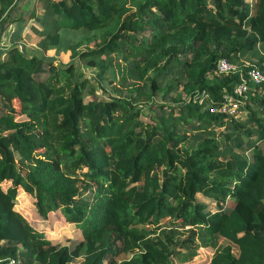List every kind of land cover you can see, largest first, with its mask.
Segmentation results:
<instances>
[{"label":"trees","instance_id":"1","mask_svg":"<svg viewBox=\"0 0 264 264\" xmlns=\"http://www.w3.org/2000/svg\"><path fill=\"white\" fill-rule=\"evenodd\" d=\"M15 3L0 0V33ZM40 3L13 20L69 59L11 45L0 60V264H173L199 247L212 249L205 264H264V80L247 82L242 117L205 105L239 82L214 72L218 58L242 76L239 59L255 58L264 75V0ZM113 56H138L140 100L178 89L186 99L153 104L147 124L123 97L83 101L74 62L100 79ZM20 190L34 219L16 209ZM55 218L80 239L53 243L36 226Z\"/></svg>","mask_w":264,"mask_h":264},{"label":"rangeland","instance_id":"2","mask_svg":"<svg viewBox=\"0 0 264 264\" xmlns=\"http://www.w3.org/2000/svg\"><path fill=\"white\" fill-rule=\"evenodd\" d=\"M41 3L40 0H16V3L7 16L6 20L11 21L7 28L0 33V60L5 59L4 49L9 48L11 45H15L21 49L25 55L36 54L43 58H53L55 62L61 66L68 62V52L56 53L50 49H43L39 43L40 39L35 37L28 27L25 26V22L20 20H13L18 16H26L29 14H39ZM13 20V21H12ZM92 46V44H89ZM244 64H255V58L245 57L239 59ZM74 65L77 66V77H84L86 84L81 92L83 101L91 99H104L106 97H123L131 102L132 107H139L141 112V124H147L153 122L152 117H157L159 112L153 104H162L169 107L174 106L178 102L170 100L173 97L175 100H185L186 97L180 89L177 92L166 94L165 98H161V92H156L153 96L146 95L144 100H140L135 95V89L144 86L146 74L140 75L138 56H134L129 59L127 64L122 63L116 56H113L111 61V67L103 75L102 78L97 79L95 69L85 67L81 61L76 60ZM147 81V80H146ZM260 95H264V92H260ZM150 101H153L150 103ZM15 104V103H14ZM179 104V103H178ZM167 109V108H166ZM244 114L241 112L240 117ZM33 198L31 195L24 194L21 190L16 197V209L22 213L28 219H34V209L32 206ZM208 208L212 209L211 204H208ZM55 215V214H54ZM55 217V216H53ZM37 224V222L35 223ZM39 226L45 231L46 235L51 238L53 243L69 244L80 239V233L77 228L71 224H66L60 218L52 220L51 225ZM219 244L228 243L227 240L219 238L217 239ZM231 251L235 255L237 253L236 247L231 244ZM212 253V249L209 247H199L193 258L184 263L173 264H205ZM127 257V256H126Z\"/></svg>","mask_w":264,"mask_h":264},{"label":"built area","instance_id":"3","mask_svg":"<svg viewBox=\"0 0 264 264\" xmlns=\"http://www.w3.org/2000/svg\"><path fill=\"white\" fill-rule=\"evenodd\" d=\"M244 65L250 66L245 72L246 76H242L238 65L235 63L225 58H218L216 60L214 65L215 73L235 74L238 72L239 82L232 86L230 93L223 94L219 101H211L209 96H205V105L210 113L233 119L240 117L241 112H243L244 94L248 91L247 82L259 83L264 80V75L254 65ZM7 264H15V261L10 260Z\"/></svg>","mask_w":264,"mask_h":264}]
</instances>
